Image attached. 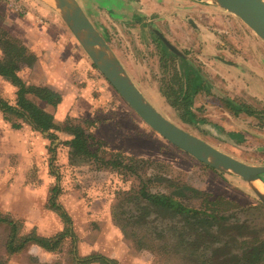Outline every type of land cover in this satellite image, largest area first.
Returning a JSON list of instances; mask_svg holds the SVG:
<instances>
[{"label":"rangeland","instance_id":"1","mask_svg":"<svg viewBox=\"0 0 264 264\" xmlns=\"http://www.w3.org/2000/svg\"><path fill=\"white\" fill-rule=\"evenodd\" d=\"M47 2L55 7L53 1ZM47 4L39 0H0V61L6 63L8 59H15L13 65L20 66L16 73L21 67L32 69L35 65L36 56L29 48L34 43L40 45L43 39L34 35V30L47 32L40 31L41 25H49L54 20ZM56 30L52 31L55 35H62ZM138 34L147 49L143 65L149 70H138V76L133 78L146 94H155L176 75L183 73L185 79L191 74L190 66L171 57L160 40L154 38L157 43H153L158 48L155 52L150 45L153 38L145 32ZM138 34L133 37L137 38ZM132 41L137 46L138 41ZM19 50L25 53L24 57L15 56ZM156 56H163L165 64L159 62V71H151L158 66L154 61ZM150 72L155 73L153 78L147 75ZM63 73L48 78V72L43 71L36 79L39 86L26 85L20 80L27 88L43 87L52 80L63 79ZM173 83L174 89L176 78ZM18 86L10 78L0 77V101L17 104L13 101H18ZM26 97L44 110L43 100L35 93ZM82 105L83 113L86 105L84 102ZM158 107L165 117L178 123L176 111ZM52 110L57 112L55 125L59 129L51 132L57 139L44 140V152L36 154L39 160L24 163L16 153L6 156L5 172L0 171V207L6 209V215L20 222V234L30 232L34 225L41 226L42 232L53 233L61 228L59 224L63 229V223H59L58 215L52 214L45 198L49 200L53 188L58 186L56 201L71 217L76 241L66 237L50 256L42 255V251L12 255L6 246L9 227L1 223L0 264H79L78 260L90 255L105 256L114 264H264V204L243 178L199 162L147 125L155 136L152 139L140 126L126 123L130 117L121 109L114 115L117 123L122 120L128 125L127 130L134 131L132 136L138 137L134 152H147L149 156L125 154L122 140L109 129L104 130L107 142L96 141L95 137L89 140L94 157L76 156L65 138L70 133L67 130L75 126L84 128L81 120L65 117L62 121L64 109ZM3 116L19 126V122L24 121L0 110V118ZM139 120L145 124L141 118ZM191 128L194 133H197L196 128L198 133L210 135L209 131H204V125ZM86 131L93 136L88 129ZM58 133H62L64 139H60ZM260 183L264 188V175ZM45 186L50 187L48 194L44 192ZM165 198L171 204L164 202Z\"/></svg>","mask_w":264,"mask_h":264},{"label":"crops","instance_id":"2","mask_svg":"<svg viewBox=\"0 0 264 264\" xmlns=\"http://www.w3.org/2000/svg\"><path fill=\"white\" fill-rule=\"evenodd\" d=\"M39 1L48 3L47 0ZM77 2L90 22L102 32L101 35L127 74L156 110L163 116L164 113L158 106L176 111L178 123L172 118L169 119L174 124L181 123L179 127L243 163L262 166L261 162H264V42L240 18L202 0H77ZM50 5H48L50 8L48 13L54 20L49 25H41L40 29L47 32L39 33L38 28L34 30V35H38L45 42H40V45L34 43L29 48L36 56L35 65L32 69L21 67L17 73L18 77L26 85L39 86L36 79L43 71L48 72V78L64 72L63 79L55 82L52 80L43 86L58 93L61 98L56 107L43 101L44 111L53 116L54 124H56L57 112H53L52 108H63L65 115L62 121L65 117L79 118L83 129L85 131L88 129L96 141L107 142L108 138L104 130L109 129L116 132V136L122 140V150L125 154L149 156L147 152H134V148L138 146V137H133L134 131L127 130L128 125L122 120L121 123H117L118 118L114 112L121 109L122 113L130 117L126 123L131 126L133 124L137 128L140 126L144 134H148L152 139L155 137L153 132H149L147 124L139 122L141 121L139 116L95 68L56 8ZM130 21L135 23L129 24ZM55 29L62 35H55V31L52 32ZM140 32H145L153 38L154 41H151L150 45L154 47L155 52L158 48L154 43L155 39H158L164 44L171 57L174 56L175 60L190 66L192 71L191 74H187L186 80L183 73L176 75L174 77L177 83L174 89L172 87L175 78L167 82V86L159 88L157 94H146L140 88L133 77L138 76V70H149L143 65L146 61L144 53L147 49L140 42L138 34ZM133 34H138V39L136 36L133 37ZM132 40L138 41L137 46L132 44ZM40 48L43 50L41 51ZM162 60L163 56L160 58L156 56L154 61H157L158 66L151 71H159V62L160 65L165 64ZM192 60L198 65H194ZM147 75L153 78L155 73L150 72ZM153 81L157 83L155 79ZM83 102L86 111L82 113ZM133 112L135 114H132ZM192 117L195 120H190ZM19 124L20 126L15 127L11 120L4 116L0 118L1 172H5L6 156L11 153H16L21 159L20 162L23 160L27 163L29 160H39L36 154L44 152L43 143L48 139L47 133L33 129L26 121ZM197 124L201 127L204 125L206 127L203 128L204 131H209L210 135L204 136L198 133L196 128L197 133H194L191 126ZM208 126L210 128H207ZM58 135L60 139H64L62 133ZM148 135L145 136L149 138ZM73 138V134L67 133L65 138L67 146H69L67 142ZM3 159L4 161H1ZM245 183L249 185L246 181ZM49 189V186H45L44 192L47 191L48 194L51 191ZM45 203H48L46 198ZM52 212L58 215L53 210ZM0 213L6 217V209L0 207ZM11 217L16 220V217ZM57 219L60 223L59 216ZM59 225L61 228H57L53 233L42 232L41 226L37 227V225H34L31 231H35L40 236L52 237L62 229V224ZM31 251H42V255L47 256L54 252L36 244H29L19 253ZM42 262L46 263V261Z\"/></svg>","mask_w":264,"mask_h":264},{"label":"water","instance_id":"3","mask_svg":"<svg viewBox=\"0 0 264 264\" xmlns=\"http://www.w3.org/2000/svg\"><path fill=\"white\" fill-rule=\"evenodd\" d=\"M51 1L95 67L145 124L173 146L199 162L215 170L232 172L243 178L264 204V192H261L255 185L264 175V165L255 166L243 163L164 117L140 92L77 0ZM202 1L217 5L234 14L264 42V2L262 0ZM164 42L175 51L170 44Z\"/></svg>","mask_w":264,"mask_h":264},{"label":"trees","instance_id":"4","mask_svg":"<svg viewBox=\"0 0 264 264\" xmlns=\"http://www.w3.org/2000/svg\"><path fill=\"white\" fill-rule=\"evenodd\" d=\"M15 48V47H13ZM25 53L17 52L18 58L24 57ZM15 59H8L6 63H2L0 61V75L10 78L15 83L17 82L20 86L17 92L18 101L17 105H9L0 101V110L6 114L11 113L19 118H22L24 121L29 123L33 129L40 131L41 133H47V137L53 142L57 139L56 134L51 131L58 130L59 128L53 122V116L37 107L34 103H32L26 95L33 92L35 93L41 100L45 101L48 104L56 106L60 103L61 98L60 95L47 87H36V88H27L25 84L20 80L17 76V70L20 68L19 65H13ZM176 104V103H175ZM18 127L19 125H15ZM68 132L74 135V138L67 142L74 155H84L86 157H94L95 153L90 150L89 140H92V136L87 133L80 126H75L67 130ZM53 151V149H51ZM59 192L58 186L53 188V193L48 200L47 207L58 214L62 223L64 224L63 230L58 234L50 237L40 236L35 231H31L28 234L20 235V222L14 220L11 216L6 215L4 217L0 213V223L6 224L9 227L10 233L8 236L7 247L10 254L19 253L22 249H24L29 244H36L41 248L47 251H57L61 243L64 241L66 237H70L73 242L76 241V236L72 229V219L69 216L68 212L64 209V207L56 201L57 193ZM161 200V199H160ZM164 202L171 201L167 198L163 199ZM79 264H89L93 262H100L101 264H114V261H111L105 256L102 255H90L86 258L80 259L77 261Z\"/></svg>","mask_w":264,"mask_h":264},{"label":"bare ground","instance_id":"5","mask_svg":"<svg viewBox=\"0 0 264 264\" xmlns=\"http://www.w3.org/2000/svg\"><path fill=\"white\" fill-rule=\"evenodd\" d=\"M264 2V0H262ZM256 187L261 191V192H264V188L262 187L260 181H257L255 183Z\"/></svg>","mask_w":264,"mask_h":264}]
</instances>
